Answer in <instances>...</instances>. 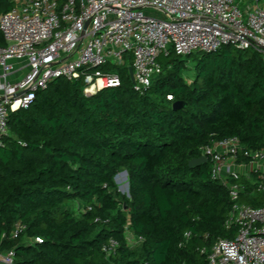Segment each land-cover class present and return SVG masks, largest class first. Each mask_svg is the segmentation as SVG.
<instances>
[{
	"label": "trees",
	"instance_id": "16d2710c",
	"mask_svg": "<svg viewBox=\"0 0 264 264\" xmlns=\"http://www.w3.org/2000/svg\"><path fill=\"white\" fill-rule=\"evenodd\" d=\"M13 8L0 0V17ZM158 63L161 74L142 94L128 67L106 66L118 87L85 96L82 79L58 78L10 114L0 147V253L14 250L15 264H207L199 249L234 237L236 228H225L228 190L212 178L210 159L188 163L232 137L264 148V60L227 45ZM122 172L129 196L115 182ZM228 180L244 184V204L261 205L252 183ZM16 225L23 230L13 238ZM128 231L141 241L130 245Z\"/></svg>",
	"mask_w": 264,
	"mask_h": 264
},
{
	"label": "built area",
	"instance_id": "2783aa9c",
	"mask_svg": "<svg viewBox=\"0 0 264 264\" xmlns=\"http://www.w3.org/2000/svg\"><path fill=\"white\" fill-rule=\"evenodd\" d=\"M9 1L14 8L0 17L6 42L0 46V147L10 114L27 109L58 78L82 79L85 96H91L120 85L118 74L100 68L122 67L126 60L133 89L142 94L161 74V56L210 54L230 45L264 60V0H245L242 9L235 0ZM11 75L16 79L10 82ZM203 156L211 161L212 178L228 190L225 228L236 232L199 253L207 264H264V148L248 150L232 137L203 149ZM229 178L252 183L261 205L244 204V184ZM22 230L16 225L12 237ZM190 238L184 232L180 246ZM14 258V250L2 252L0 264H15Z\"/></svg>",
	"mask_w": 264,
	"mask_h": 264
},
{
	"label": "rangeland",
	"instance_id": "374dc122",
	"mask_svg": "<svg viewBox=\"0 0 264 264\" xmlns=\"http://www.w3.org/2000/svg\"><path fill=\"white\" fill-rule=\"evenodd\" d=\"M263 1V0H261ZM235 3L242 9L245 7V5L249 4L248 2H246L245 0H235ZM262 3V2H261ZM146 15H151V16H156L158 18H161L160 16H158L157 13H150V12H145ZM124 66L128 67V63L127 61L125 60L124 61ZM121 66H118L117 68H120ZM116 72V71H115ZM191 75V72L190 71H187L185 72V78L188 79V77H190ZM123 173V172H122ZM120 173L118 174V178H117V181L116 182V185L118 187V191L122 194V195H127V187H126V184H127V177L126 175L123 176V174ZM127 240L129 242L130 245H133L135 244V239L130 235L128 234L127 235Z\"/></svg>",
	"mask_w": 264,
	"mask_h": 264
},
{
	"label": "water",
	"instance_id": "95a60500",
	"mask_svg": "<svg viewBox=\"0 0 264 264\" xmlns=\"http://www.w3.org/2000/svg\"><path fill=\"white\" fill-rule=\"evenodd\" d=\"M128 72H129L130 81H131V83H133L132 69H131L130 67L128 68ZM184 105H185V104L182 103V102H175V103H173L172 108H173V109H178V108L183 107ZM206 160H207V159H206V157H204V156H202V157H200V158H198V159H191V160L189 161V163H188V166H189L190 168H193V167L198 166L199 164L205 163ZM122 174H123V176H125V175H126V172H123ZM117 178H118V175L115 176V180H116V181H117ZM126 187H127V192H128V183L126 184ZM127 196H129L128 193H127Z\"/></svg>",
	"mask_w": 264,
	"mask_h": 264
},
{
	"label": "crops",
	"instance_id": "0c3cea01",
	"mask_svg": "<svg viewBox=\"0 0 264 264\" xmlns=\"http://www.w3.org/2000/svg\"><path fill=\"white\" fill-rule=\"evenodd\" d=\"M0 75H1V71H0ZM8 79L11 82V81H14L16 79V77H14L13 75H11Z\"/></svg>",
	"mask_w": 264,
	"mask_h": 264
}]
</instances>
